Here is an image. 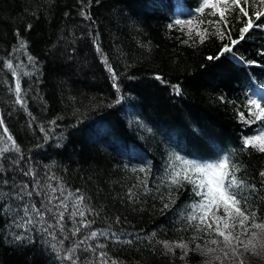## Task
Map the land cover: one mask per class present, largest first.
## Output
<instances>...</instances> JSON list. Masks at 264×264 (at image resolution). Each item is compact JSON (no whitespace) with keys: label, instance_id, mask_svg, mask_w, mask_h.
<instances>
[{"label":"trees","instance_id":"trees-1","mask_svg":"<svg viewBox=\"0 0 264 264\" xmlns=\"http://www.w3.org/2000/svg\"><path fill=\"white\" fill-rule=\"evenodd\" d=\"M200 3L0 0V147L5 146L6 135H11L23 155L19 165L13 164L18 153L10 151L0 157L4 168L0 180H9L5 190L21 181L31 188L32 177L19 171L31 166L42 185L59 182L70 191L80 190L94 210L87 216L94 223L73 237L68 231L73 225L66 219L69 239L64 248L92 230L107 231L108 237L81 245L77 264H99L100 251L117 264L212 261L201 255L197 245L200 249L216 247L207 243L215 237L187 227L183 219L200 197L191 185L177 189L169 184L173 154L212 162L230 153L242 166L240 175L260 189L258 173L264 170V154L242 150V142L259 133L261 122L244 123L239 114L249 118L246 105L252 88L248 72L257 75L264 86V71L258 67L264 68V26L254 27L232 52L220 55L223 45L230 44L227 33L238 39L247 18L233 13L228 27L220 26L223 39L209 34L202 42L195 31L190 38L187 29L169 27L178 18L176 7L193 11L179 19H192L198 16ZM248 10L251 15L253 9ZM256 24L264 25V17ZM200 28L216 31L207 23ZM105 58L116 72L119 93L112 86ZM8 60L19 74L23 105L15 103L11 89L16 78L3 67ZM177 85L180 95L173 88ZM118 96L122 99L117 104ZM141 167L146 172H140ZM50 175L56 179L49 181ZM170 192L175 203L164 209ZM258 195L264 197V189ZM33 199L39 202L42 197ZM253 199L259 217L264 218V199ZM7 203L14 206L17 202L8 199ZM11 224V217L0 213V264H71L58 259L49 238L37 232L30 234V243L15 240L14 235L23 230ZM58 239H62L59 234ZM157 240H182L188 243V255L180 259L181 249L165 255ZM97 243L105 247L96 253L83 251ZM254 263L264 264V252Z\"/></svg>","mask_w":264,"mask_h":264},{"label":"snow or ice","instance_id":"snow-or-ice-1","mask_svg":"<svg viewBox=\"0 0 264 264\" xmlns=\"http://www.w3.org/2000/svg\"><path fill=\"white\" fill-rule=\"evenodd\" d=\"M264 0H201L200 5L196 9L198 16L192 19H175L169 27H177L178 30L184 31L187 29V34L191 38L193 31L198 36L201 42L205 39L206 35H218L221 39L224 38V32L221 30L223 24L225 28L228 27V17L233 13L238 16L247 18L243 22V26L239 28L238 39H233L231 33H227L230 44L223 45L220 55L230 53L233 47L246 39V34L254 27H261L264 25L256 24L264 17ZM249 8L253 9L252 14L249 15ZM207 10V11H206ZM211 16L217 17L216 20H205L203 17ZM88 18V17H86ZM207 23L213 26L216 31L209 33L207 28L201 31L200 26ZM30 27V26H29ZM187 43V41H184ZM20 49L25 47L23 41L20 43ZM97 46V52H100ZM219 57H208L209 60L218 59ZM28 61L30 64H35L33 57L29 56ZM104 63L111 73L113 87L117 93L120 92L119 85L116 83L117 75L110 64L105 58ZM254 63V62H249ZM3 67L11 71L12 76L15 77L14 91L17 104H24L22 96L21 82L19 74L14 67L11 60L6 61ZM30 75V73H24ZM156 79L162 78L157 76ZM177 95H180L179 86H173ZM122 97L118 96L115 103H120ZM264 99H248L246 107L249 111V118L246 119L244 113L241 112L240 119L244 123H254L255 121L264 120V105L261 100ZM52 123H55L53 121ZM0 125H3V120L0 119ZM43 131V129H41ZM5 134L8 129L3 128ZM10 142V145L8 144ZM4 147H0V157L10 151L20 154L13 164L19 165L20 160L23 159L21 149L16 144V141L11 135H6L4 140ZM251 149L260 154H264V126L257 135L247 137L242 142V150ZM170 159L172 163L169 165V184L175 188L183 187L185 184L191 185V190L196 197H200L199 201L191 205L192 211L188 213L183 219L187 223V227L193 228L196 232L204 233L209 237H216L210 239L207 243L216 247L200 249L201 255H212L219 249V255L213 256L212 261L206 264H214L219 261L223 264L225 259L233 260L240 257L241 248L245 253L259 256L264 252V218L259 217L257 208L254 206V199H264L258 195L261 189H264V170H261L258 175L260 179V189H257L255 184H250L240 173L243 171L242 166L235 162L231 154H226L216 161L200 162L190 160L182 157L179 154H173ZM19 171L25 177H32V185L21 181L19 183L13 182L10 190H5L3 186L9 185V180L4 178L0 180V213H6L11 217V226L16 229H22V232H17L14 239L17 241L32 242L33 232H37L42 236L49 238V247L53 252L57 253L60 260L70 261L71 264H77L79 257L76 256L77 250L81 245L85 244L88 240H97L98 237H108L107 231L92 230L88 232L84 239L73 243L67 249L64 248L65 240L69 239L66 234L65 221L70 220L72 228L68 229L71 236L75 237L81 233L83 229H91L93 220H88L87 216L92 214L94 210L86 203V197L80 193L79 189L70 191L65 186L58 182L57 186L52 183L41 184L39 179H36V172L31 166L26 170L21 168ZM140 172H146L145 167L139 168ZM4 172L3 165L0 164V174ZM49 181L56 179L54 175L47 177ZM59 192V195H56ZM67 192V194H65ZM42 197L37 202L33 197ZM132 198V193L129 192V199ZM11 199L17 202L14 206L7 203ZM161 199H164L161 197ZM71 201V204H69ZM175 203V197L171 192L168 196V202L164 203V209H168ZM71 208V211L69 210ZM67 214V216H66ZM98 215V213H96ZM77 217L79 220L77 221ZM117 222H119L117 218ZM58 234L62 239H58ZM115 237V233L112 234ZM152 233V237H155ZM197 237H193L194 242ZM56 241V243H51ZM151 242V241H150ZM131 243V241H128ZM157 244L165 250L164 254L172 253L175 255L176 249H181L183 255L180 259H184L188 255V243L184 241H167L157 240ZM223 245L221 248L220 245ZM104 244L97 243L95 246L88 245L83 251H91L96 253L97 249H103ZM66 252V255L60 256V252ZM75 257V258H74ZM99 264H117V261L110 260L104 251L98 254ZM92 264V262H86ZM240 264H243V259H240Z\"/></svg>","mask_w":264,"mask_h":264},{"label":"rangeland","instance_id":"rangeland-1","mask_svg":"<svg viewBox=\"0 0 264 264\" xmlns=\"http://www.w3.org/2000/svg\"><path fill=\"white\" fill-rule=\"evenodd\" d=\"M24 73H28L27 71H24L23 72V74ZM27 76V75H26ZM262 98V96H258V98L257 99H261ZM261 102H262V105H264V99L263 100H261ZM263 124H264V120H263ZM216 238V237H215ZM220 247L222 248L223 247V245L221 244L220 245ZM220 253H219V249H217V251L215 252V253H213L212 255H209L210 256V258H211V260H213V256H215V255H219ZM261 255V254H260ZM259 255V256H260ZM259 256H256V255H252L251 253H245V252H243V249L241 248V254H240V257H238V258H235V259H233V260H228V259H225L224 261H223V264H240V259L242 258L243 259V264H248V263H254V262H256L257 261V259H258V257ZM215 262H217L218 264H219V261H215ZM255 264V263H254Z\"/></svg>","mask_w":264,"mask_h":264}]
</instances>
